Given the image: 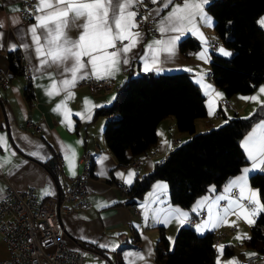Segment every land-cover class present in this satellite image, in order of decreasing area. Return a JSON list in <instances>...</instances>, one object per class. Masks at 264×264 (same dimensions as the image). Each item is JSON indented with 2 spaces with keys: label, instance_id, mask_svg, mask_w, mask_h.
<instances>
[{
  "label": "crops",
  "instance_id": "1",
  "mask_svg": "<svg viewBox=\"0 0 264 264\" xmlns=\"http://www.w3.org/2000/svg\"><path fill=\"white\" fill-rule=\"evenodd\" d=\"M22 2L23 0H0V21L4 23V48L0 49V70H8L10 72L9 81L5 84L0 82V136L6 137L7 148V150L0 148V158L6 161L5 167L0 168V187L6 189L8 183H12L18 188L34 185L40 197L49 196L44 195L46 190H51L55 195L65 183L71 180L73 176L71 171H74L76 174L81 169L80 158L84 151L89 149L92 151L90 153L94 160L91 170L92 175L88 181L92 204L85 208L63 209L61 211L65 224L64 244L69 248L80 249L84 256L85 264H102V257L107 258L112 264H118L119 261L129 264L130 253L140 251L146 253L150 244L153 252L150 264H159L157 261V248L162 230L175 241L179 228L175 221L167 226L162 223L153 224L151 222L153 210L161 207H178L183 211L189 212L191 217L198 213L191 211L198 202L202 200L212 202L216 201L217 197L222 194L227 195L225 189L229 186L230 182L241 176L242 170L249 168L251 162L248 159L243 169L231 176L222 188L215 189L211 186V189L200 193L190 206H183L173 202L170 198L168 181L159 177L152 182L151 186L142 195L136 197V200L142 205V215L140 217L136 216L131 206V196L128 194V190L124 189L125 185L128 188L130 186L118 176V173L127 174L130 170H135L136 177L142 176L151 171L156 162L164 159L172 149L187 140L191 136V133L180 131L177 126L176 117L168 115L158 123L157 144L134 160L139 163L134 161L129 163L119 162L107 145L104 136V127L109 114L100 113L96 115V110L99 107H93V105L111 103L113 101L112 98L116 95V89L93 91L87 84L81 83V79H78L75 87L69 89V91L74 93V96L67 100L66 107L62 109L67 115L65 119L64 116L58 114L54 109L57 107V104L67 99V93L62 91L60 95L51 97L46 94V90L50 88L53 80L56 82L57 90L63 87L61 81L65 76L61 75L58 68L41 69L39 67V58L36 57L34 51L18 48L21 54L26 57L31 75L30 78H26L23 73L12 74L8 59V52L10 51L8 50V45L14 39L17 44L22 42L30 43V39L26 38L21 41L19 36L20 34H24L25 37H30L28 29L37 23L34 17L24 20L19 11H12L14 8L20 10ZM175 2L179 3L181 0H175ZM157 8H159L158 4H151L149 11L152 12ZM170 8L161 12L158 18L166 16ZM207 10L213 17V26L201 25L200 31L208 38V62L205 63L197 57V54L204 47L198 34L185 33L181 35L177 42V54L175 58L162 65V67L167 69L164 72L187 68L193 69L191 73L195 81L197 77L194 75V72L203 70L207 74L205 77L206 83L211 84L217 92L222 93V97H209L205 95L208 116L205 119L201 117L197 118V130H205L210 125L222 123L229 116L250 114L260 102H252L241 97L257 95L259 88L264 86V83H260L249 93L239 92L228 95L222 87L216 84L210 72L211 53L212 51H217L218 46H223L231 52L232 50L222 42L215 29V17L209 9ZM262 17H264V13L260 16V18ZM14 20H18L19 23L14 24ZM82 22L78 21L77 23ZM138 30L141 33L142 40L137 48L133 50V53L130 54V63L126 66L121 64L119 72L112 77L119 84H122L130 74H138L142 71L140 57L148 54L147 45L152 44L157 39L167 38L162 37L161 34L160 36H156L150 29L139 28ZM80 31L81 29L79 28H71L68 35L75 39L79 36ZM189 34L200 42V46L187 53L180 49L179 43L182 37ZM109 51H112V49H109ZM83 60L87 64L88 58L84 57ZM71 63L72 61L69 60L67 65L70 66ZM49 72H55V75L50 77ZM83 72L88 73L87 76L93 75L90 66L85 68ZM67 75L70 78V74ZM29 84L31 86L30 96L27 94ZM201 89L203 90L202 87ZM85 98L89 102L87 107L92 113L91 119L87 118V113L85 112ZM221 98L229 101L231 105L227 102H221ZM260 101H264V94H260ZM210 102L212 115H209ZM73 113H82L85 118L81 119ZM29 120L37 122L40 129H36L34 126L28 124ZM259 120L245 133L241 143ZM178 136H180V139L176 140ZM165 140L170 143V148L163 144ZM40 145L43 147L40 148ZM62 145L64 146L63 148ZM69 148L74 150V155L71 151H68L69 159L66 160L65 152ZM12 151L15 152V156L10 157ZM33 152L42 155L44 158L32 155L31 153ZM50 166L55 167L57 175ZM252 172L249 173L248 183L252 190L259 192L258 187L250 181V174ZM158 182H165L168 185L166 195L160 197L161 200L165 201L163 205L154 202L157 199L155 185ZM247 194L246 192L245 195ZM237 195V192L232 193L233 197ZM219 203L221 206H224L227 201H219ZM243 203L247 204V201ZM145 212L149 215L147 225H145L144 219ZM206 218L207 214L195 224L202 223ZM232 221L237 222L236 227L224 225L217 226L215 229H208L215 232L216 260H219L220 264H227L231 259L239 262L242 257H249L246 254L257 253L254 249L247 247L243 239H236L237 235H240L242 238L244 234L248 236L251 231V225L244 222L243 219H238L237 215H230L228 217V222L231 223ZM107 242H112L118 247L115 251L99 247L100 243ZM221 245L224 246L222 255L219 251V246ZM168 247H170L169 243ZM228 247L233 250L231 254L226 253ZM8 255V247L0 232V259ZM258 264H264V255L260 257Z\"/></svg>",
  "mask_w": 264,
  "mask_h": 264
},
{
  "label": "trees",
  "instance_id": "2",
  "mask_svg": "<svg viewBox=\"0 0 264 264\" xmlns=\"http://www.w3.org/2000/svg\"><path fill=\"white\" fill-rule=\"evenodd\" d=\"M215 17V29L233 55L211 53L212 77L228 95L249 93L264 83V28L257 21L264 13V0H212L208 8ZM229 21L231 23L229 24ZM200 42L192 35L181 38L184 52L195 50ZM12 74L24 73L22 54L8 52ZM27 94L31 95L30 84ZM259 103L248 115L236 114L205 130L196 129V120L208 116L206 96L192 73L186 70L130 74L117 90L115 99L99 107L96 115L109 114L104 127L107 145L119 162L129 163L158 142L157 126L168 116L176 117L180 131L191 136L172 149L153 169L137 176L128 188L131 202L161 177L168 181L170 198L190 206L196 197L211 186L220 189L248 162L241 140L245 133L264 117ZM57 175L55 167L50 166ZM250 181L264 201V172L254 171ZM244 244L264 255V213L256 217ZM168 236L162 230L157 248L159 264H217L216 236L212 230L196 231L191 224L179 227L174 246L169 250ZM231 248L226 249L231 254ZM118 264H126L119 261Z\"/></svg>",
  "mask_w": 264,
  "mask_h": 264
},
{
  "label": "snow or ice",
  "instance_id": "3",
  "mask_svg": "<svg viewBox=\"0 0 264 264\" xmlns=\"http://www.w3.org/2000/svg\"><path fill=\"white\" fill-rule=\"evenodd\" d=\"M153 5H159V8L149 12L146 16H141L140 19L147 20L149 16L159 17L160 13L165 9H169L166 16L158 20V31L162 37L166 39H157L152 44L147 45V55L141 56L142 71L145 73L155 72L160 74L167 71L162 65L172 60L176 56L177 42L181 35L185 33L198 34L204 47L197 57L205 63L209 60L208 54V38L200 31V26H213V17L207 10L212 0H181L177 3L175 0H151ZM144 0H37L34 19L37 23L28 29L30 37H25L20 34L19 39H30V43L17 44L15 39L8 45V50L15 51L18 48L32 50L36 57L39 58V67L41 69H51L56 67L60 70L61 75L65 78L61 81L63 87L59 90L56 88V82L53 80L46 94L51 96L60 95L66 92L67 99L57 104L54 109L58 114L67 118V115L62 111L66 107L67 100L74 96V93L69 91L75 87L78 79L85 78L88 73L83 72L87 67H91L92 74L98 80H104L114 77L119 72L121 64L128 65L130 63V54L140 44L142 37L138 30L140 25L136 20L138 12L135 10L138 5H143ZM19 11V9H12ZM26 11L31 12L30 9ZM83 21L82 23H77ZM13 23H19L14 20ZM231 21H229V24ZM258 25L264 28V17L257 21ZM3 21H0V49L4 48V32ZM71 28L81 29L77 38L73 39L68 35ZM39 30V31H38ZM172 34V35H169ZM43 38V40H42ZM127 41V43H125ZM119 44V47H118ZM112 49V51H109ZM222 56L231 57L233 53L226 50L223 46H218L216 49ZM87 57L88 61L85 64L83 58ZM71 60L70 66L67 62ZM102 67V70H101ZM192 72L193 69H181ZM49 76H54L55 72H49ZM70 74V78L68 75ZM196 83L201 85L206 96L222 97V93L217 92L211 84L206 83V73L201 70L194 72ZM260 94H264V86L260 87L257 95L250 97H241L242 99L252 102H260L264 105V101H260ZM113 100L115 97L112 98ZM88 100L85 98V112L87 118L91 119V111L88 109ZM104 105H93V107H103ZM209 115H212L211 102L209 104ZM261 111H264L262 107ZM84 119L82 113H73ZM162 135V133H161ZM27 139V138H25ZM163 144L171 147L170 143L165 140ZM40 148L43 146L40 145ZM64 146L62 145V148ZM242 147L246 151L247 157L251 162L249 168L242 170V175L230 182L225 189L227 195H220L216 201L208 202L202 200L193 208L192 212H206L207 218L200 224H195L194 227L199 233H203L208 229H215L217 226L236 227L237 222H228L230 215H237L238 219H243L249 225H254L256 217L264 213V201L259 198V192L250 188L248 183L249 173L252 171L264 172V117H261L259 122L253 127L252 131L242 141ZM0 148H6V137L0 136ZM71 151L74 155V150L70 148L65 152V159L68 160L67 152ZM38 158H44L36 152L31 153ZM15 156V152L10 153V157ZM10 159V158H9ZM107 159V157H105ZM6 161L0 158V168L5 167ZM17 167H19L17 165ZM71 171V164L69 165ZM75 175L74 171H71ZM118 176L129 186L135 181V170H130L127 174L118 173ZM157 199L154 201L158 204H165L160 197L165 196L168 185L165 182H158L155 185ZM235 190L238 195L232 196ZM214 191V189H213ZM6 189L0 187V199L6 200ZM248 193L245 195V193ZM44 195H54L51 190H46ZM219 201H227L224 206H221ZM247 201V204L243 202ZM105 206H107L105 204ZM145 225L149 221V215L145 212ZM175 221L179 227L185 223H192L190 213L183 211L180 208L161 207L154 209L151 222L153 224L162 223L165 226ZM169 240V250L172 249L175 241L172 237ZM237 240L250 239L247 234L243 238L237 235ZM95 243V241H93ZM99 247L109 251H115L118 247L112 242L100 243ZM224 246H219L221 255L223 254ZM153 255L151 245L147 252L130 253L129 264H150V258ZM251 257L255 253H248ZM217 264H220L219 260ZM227 264H239L235 259H231Z\"/></svg>",
  "mask_w": 264,
  "mask_h": 264
},
{
  "label": "built area",
  "instance_id": "4",
  "mask_svg": "<svg viewBox=\"0 0 264 264\" xmlns=\"http://www.w3.org/2000/svg\"><path fill=\"white\" fill-rule=\"evenodd\" d=\"M151 0H144L143 5L135 9L138 12L136 20L140 29H150L156 36H160L157 30L158 17L149 16L147 20L141 16L149 14ZM35 0H23L19 10L21 17L28 20L36 15ZM30 9L31 12L26 11ZM24 63V76L30 78V68L26 57L22 55ZM10 79V72L0 70V82L5 84ZM81 83L87 84L93 91L119 89L121 84L114 79L98 80L94 75L81 79ZM221 102H230L221 98ZM28 124L40 129L37 122L32 120ZM180 136L176 138L179 140ZM91 150L84 151L80 158L81 169L65 183L55 195L40 197L34 185L18 188L8 183L5 195L6 200L0 199V232L8 247L9 255L0 259V264H85L84 256L80 249L69 248L64 244L65 224L61 211L85 208L92 204L88 181L92 173H86L83 168V159L90 158ZM94 162V160H92ZM128 190V187L125 185ZM232 193H236L233 190ZM134 213L142 215V205L138 200L131 202ZM206 212H198L190 217L192 223L203 219ZM49 249V250H48ZM253 258L242 257L239 264H258L262 254L255 253ZM102 264H112L107 258L102 257Z\"/></svg>",
  "mask_w": 264,
  "mask_h": 264
},
{
  "label": "bare ground",
  "instance_id": "5",
  "mask_svg": "<svg viewBox=\"0 0 264 264\" xmlns=\"http://www.w3.org/2000/svg\"><path fill=\"white\" fill-rule=\"evenodd\" d=\"M92 160H93V158H92V154L91 153H90V158H84L83 159V168H84L86 173H91V170H92V167H93V161ZM134 162L139 163L138 161H134ZM124 189L126 190L127 188L124 187ZM132 208L134 210V207H132ZM191 225H194V224H191ZM247 258H253V256L247 257Z\"/></svg>",
  "mask_w": 264,
  "mask_h": 264
},
{
  "label": "rangeland",
  "instance_id": "6",
  "mask_svg": "<svg viewBox=\"0 0 264 264\" xmlns=\"http://www.w3.org/2000/svg\"><path fill=\"white\" fill-rule=\"evenodd\" d=\"M201 118H204V119H205L206 117H201ZM48 250H49V249H48Z\"/></svg>",
  "mask_w": 264,
  "mask_h": 264
}]
</instances>
